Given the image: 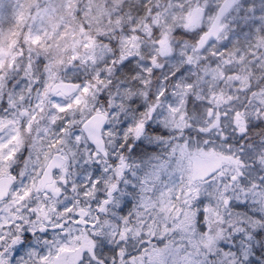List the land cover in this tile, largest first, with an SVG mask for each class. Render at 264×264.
I'll list each match as a JSON object with an SVG mask.
<instances>
[{
  "label": "clouds",
  "instance_id": "obj_1",
  "mask_svg": "<svg viewBox=\"0 0 264 264\" xmlns=\"http://www.w3.org/2000/svg\"><path fill=\"white\" fill-rule=\"evenodd\" d=\"M63 2L0 0V145L17 137L13 158L0 161V264H39V250L55 252L66 232L80 238L73 264L85 252L82 264H152L166 248L173 253L168 264H244L250 255L264 264V198L252 195V184L264 178V0H75L72 11H62ZM49 67L59 69L52 81ZM89 81L96 86L86 97L65 86ZM55 104L72 107L61 114ZM140 121L146 127L137 134ZM64 125L68 133L59 131ZM58 138L62 143L52 147ZM249 145L248 166L259 167L245 186L231 180L239 167L217 154L239 156ZM64 157L65 168L53 173L59 193L45 197L34 187L23 202L12 195ZM161 161L165 168L155 179L149 164ZM97 164L100 184L85 197L80 189ZM44 180L45 187L51 183ZM161 192L182 211L161 212ZM201 198L204 232L196 223ZM69 205L73 214L83 208L89 220L101 217L98 227L61 215ZM40 224L47 235H31ZM239 233L260 241L254 253L244 245L242 260L232 251ZM90 234L104 238L95 246L98 259ZM129 253L134 260L124 259Z\"/></svg>",
  "mask_w": 264,
  "mask_h": 264
},
{
  "label": "snow or ice",
  "instance_id": "obj_2",
  "mask_svg": "<svg viewBox=\"0 0 264 264\" xmlns=\"http://www.w3.org/2000/svg\"><path fill=\"white\" fill-rule=\"evenodd\" d=\"M74 2H75V0H64V2L61 4V10L62 11L63 10L72 11ZM53 7H55V5ZM23 18H24L23 13L22 12L19 13L17 16V19L19 21H22ZM82 31H83V29H82ZM41 40H42V37L37 35L33 38V43L39 44ZM83 46H84V48H88V47H90V44L85 43ZM71 59L73 61H76L77 56L73 55ZM55 63L57 65H59V64L63 63V61H57ZM130 63H131V61H127L126 65L130 64ZM48 70L50 72V81H52L57 76L59 69H58V67H49ZM69 71H71V69H69ZM99 82L102 83L103 81L99 80ZM90 85H91V87L96 86L94 84H91V81H89L88 83H82V84H74V83L71 85L66 84L65 86L66 87L79 88L80 92L83 94V96L86 97L90 91ZM50 86H51L50 84L46 85L44 92L40 93L42 98L39 101V103L41 105H43L44 100L47 98L48 88ZM185 87L188 89H191L192 88L191 82L189 81V83H187L185 85ZM29 90L31 91V89H29ZM21 98H23V97H21ZM74 103L76 105H80L82 103V96L77 95L75 100H74ZM192 103H193V97L191 95H189V97H188L189 106H191ZM71 107H72V105H70V104H65V105L55 104L54 105L56 112L61 113V114L67 112ZM196 107L198 108L199 105H197ZM39 110L42 111V108ZM172 111L176 112L177 109L172 108ZM97 115H100V114L97 113ZM35 119H36V112H33L31 114V118L27 121L26 126L31 128L32 120H35ZM57 119H59V117H55V116L53 117V120H57ZM145 127L146 126L142 121L138 122L136 124V127H135L137 134H139L140 130L144 129ZM59 131H60V133H68L69 128L67 125H64L59 129ZM15 140H17V137L13 136L12 139L8 142V144L0 145V149L9 148V151L7 152L6 155L0 154V161H8V160H11L13 158V156L15 155L16 149L12 148L11 144H12V141H15ZM76 140H80V136H76ZM60 143H62V138H58L57 140H55L52 144V147H55L57 144H60ZM135 150L136 149L134 148L133 151H135ZM91 155L98 156L99 153L94 151L91 153ZM217 155H218V160L220 162H231L232 164L237 165L239 167L240 174H239V176L232 175L231 176L232 181L239 180L242 185L248 186L251 183V181L255 179L253 173L258 170L259 166L258 165L254 166V167L248 166V161L250 159H252V147H251V145H249L246 148H241L239 156H234L230 153L229 154L222 153V154H217ZM67 159H68L67 157H64L61 160H52L48 164V171L45 172L42 170L40 173V176L37 179H34L32 181V186L26 187L23 190V192H13L12 195L15 196L19 201L23 202L26 198H29L32 195L34 187H35V190L37 192H40L45 197H47L51 191H56L57 193H59L61 191V189L58 185H56L53 173L58 169H64L65 168V161ZM112 162L116 163L115 160H113ZM73 163H75V160H73ZM149 166L151 169V175L155 179L159 178L160 173L165 168V164L162 161L157 163V164H151L150 163ZM86 167H87V165H85V168ZM2 172H3V167L0 166V173H2ZM99 173H100V169H99V165L97 164L96 170L92 174V178L89 179L87 181V184L85 185V188L87 190H85V188L80 189V191L83 193V195L85 197H91L94 195V189L96 187H98L100 184V180L98 179ZM46 176L51 178V183H49L45 187L44 177H46ZM61 179H63V177H61ZM152 182L153 181H149V183H152ZM261 185H264V178H261L258 184H252V188L254 189L252 195L254 196V198L255 197L264 198V189L260 188ZM115 187H116V185H112V188H115ZM2 193H3V180L0 179V194H2ZM177 198H178V196H177ZM159 200H160V211L161 212L165 211L166 209L169 212L174 211V212L180 213L182 211L180 209H176L174 206H172L168 203H165L163 192L160 193ZM104 202L107 203L106 200ZM225 203H228L227 199H225ZM204 204H205V199L201 198L198 201L199 211H198L197 216H196V223H197L201 232L205 231L206 221H207L206 210L204 208ZM41 207H44V205L42 204ZM238 207H240V206H238ZM39 213H40V209L39 208L35 209L34 214H33L34 217L38 216ZM64 213H67L71 217L72 223L77 224V225L80 223H84L86 226L92 227L93 229L98 227L96 221L101 220V217H99V216L96 218V221L89 220L86 216L85 209H83V208L78 209L77 212L75 214H73V209L70 205L62 208L61 215H63ZM123 219L125 221H127L126 216L123 217ZM102 223L106 225V224H108V221L105 220ZM117 223H119V221ZM55 227L59 228V227H65V226L58 224V225H55ZM262 230H264V229H262ZM40 232H44L45 236L47 235V229H46V226L44 224H40V226L37 229L32 230L31 235H37ZM260 234H261L260 231H255L252 233V236L259 237ZM121 235H123V233H121ZM153 235H155V233ZM161 235L163 236V233H161ZM63 239H64V242L59 245L58 249L55 252H52L51 248H49L48 253L45 255L43 248H41L39 250V253H38L39 264H57V262H59L61 260L62 254H68L66 264H73L75 254L78 251H80V249H81L80 238L79 237H72L70 232H66L65 237ZM233 240H239V243H237L235 245V247L232 248V251H234L236 256L239 257L241 260L243 259L242 254L245 253V251H246V249L244 248L245 244H247L249 246L250 251L253 253L255 252L257 245L260 244L259 239L253 240L251 237L246 238L243 233H239L238 235L233 236ZM42 242L44 245L49 244V240L46 238L43 239ZM88 243L90 245H93V248H92L93 259H98L95 256V246L97 244L104 243L103 236L100 234H90L88 237ZM261 246H264V245H261ZM83 254H86V252L82 253V255ZM82 255H81V260L75 261V264H82ZM224 255L229 256V251L227 249L225 250ZM135 256H136V253H129V254H126L124 256V259L132 261L135 259ZM172 256H173V253L171 252L170 249L166 248V249L160 250V252L157 255V258L152 262V264H168V259L172 258ZM208 256L213 257L214 253L209 251ZM114 259H115V257H114ZM90 264H91V262H90ZM203 264H212V260L211 259L207 260V261L203 262ZM223 264H228V261L225 260L223 262ZM244 264H254V262L252 261L251 255L249 256L248 261H245Z\"/></svg>",
  "mask_w": 264,
  "mask_h": 264
}]
</instances>
